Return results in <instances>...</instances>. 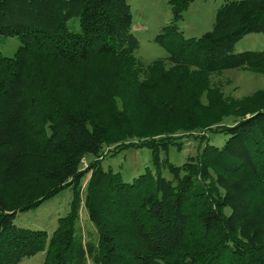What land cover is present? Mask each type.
I'll return each instance as SVG.
<instances>
[{"label": "trees", "instance_id": "trees-1", "mask_svg": "<svg viewBox=\"0 0 264 264\" xmlns=\"http://www.w3.org/2000/svg\"><path fill=\"white\" fill-rule=\"evenodd\" d=\"M192 1H168L154 37L167 56L143 69L128 0H0V36L18 39L0 52V264L42 250L43 264H264V86L235 98L210 78L233 67L264 76V49L234 51L264 33V0H223L210 30L185 37L178 22ZM195 129L228 137L170 162L178 132ZM109 144L149 147L152 168L124 181L98 158ZM86 174L94 244L76 230ZM68 186L50 235L14 224Z\"/></svg>", "mask_w": 264, "mask_h": 264}, {"label": "rangeland", "instance_id": "rangeland-1", "mask_svg": "<svg viewBox=\"0 0 264 264\" xmlns=\"http://www.w3.org/2000/svg\"><path fill=\"white\" fill-rule=\"evenodd\" d=\"M168 1L128 0L132 13L131 29L139 40V47L135 51V56L143 65V69L153 60L157 58L165 59L167 56L166 50L154 41V37L161 30V27L171 20L172 13ZM222 2L223 0H194L189 3L183 11V18L178 22L183 35L185 37H198L205 31L210 30L213 25L215 11ZM68 25L70 29L78 30V19L76 17L70 18ZM17 45L18 39L15 36H0V52L3 55L10 56ZM261 49H264V33L262 32L247 33L234 44L235 52ZM166 63L169 65L168 61ZM210 78L213 84L221 88L225 96L235 98L250 95L264 86V76L261 73L241 67L215 71L211 73ZM202 100L205 101V97ZM234 119L232 116L225 117L221 123L230 124ZM178 134H182L178 138L181 141V148L170 145L166 154L168 160L177 165L186 161L188 156L198 154L207 140L209 143L221 146L228 137V134L224 132L208 129L181 131ZM202 134L206 136L204 141H202L203 137H198ZM92 158L94 157L91 154L84 156L81 167H86L87 162ZM98 158L101 159L104 168L111 167L113 171L120 173L124 181L128 182H131L148 167L152 168L151 149L147 146L116 148V144H109L103 147ZM163 175L170 177L167 170H163ZM88 176L89 174H86L82 179V200L76 230L85 244H94L97 238L96 228L90 221L84 204V190ZM72 196V186H68L43 201L36 208L16 212L13 222L17 226L46 230L50 235L57 226L58 217L64 216L69 211ZM44 258L45 250H42L30 257L22 258L16 264H43ZM86 264H95L89 255Z\"/></svg>", "mask_w": 264, "mask_h": 264}]
</instances>
